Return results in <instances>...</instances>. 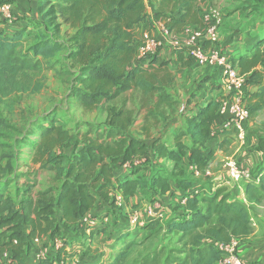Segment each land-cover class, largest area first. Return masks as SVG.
<instances>
[{"label": "trees", "instance_id": "obj_1", "mask_svg": "<svg viewBox=\"0 0 264 264\" xmlns=\"http://www.w3.org/2000/svg\"><path fill=\"white\" fill-rule=\"evenodd\" d=\"M5 1L14 3L0 0V4ZM156 1L158 5L147 0H44L39 6V20L23 19L22 24L11 29L0 28V136L30 145L35 150L34 161L42 167H51L58 183L55 189L38 191L36 195L30 193L31 187L26 198L15 202L8 196L11 182H0V255L9 251L11 264H23L35 238L46 247L60 238L55 252L40 257L36 264L66 263L73 241L65 234L71 231L73 239H92L96 232L88 233L90 224L86 215L99 201H105L110 211L120 216L122 207L116 204V193L122 194L124 202L148 188L167 195L172 194V183L187 191L185 206L181 212H175L180 208L176 206L165 220L148 218L143 230L176 232L183 248L167 253L161 248L135 264H220L224 257L220 243L234 238L241 242L254 232L247 202L260 204L264 200V160L251 170L253 178L244 182V198L228 186L202 196L200 184L187 175L181 164L188 156L199 170L208 168L214 152L207 151L206 144L214 127L222 121L219 100L209 98L188 114L186 127L177 128L173 143L162 142V137L143 140L129 136L136 113L125 105L112 107L105 125H91L83 131L64 127L57 115L50 113L44 122L33 124L36 130L28 129V136L4 114L3 103L9 108L10 100L18 102L25 94L41 92L46 86V73L51 69L69 83L70 95L89 111L132 89L140 91L144 98L155 96L158 106L175 109L179 100L163 92L166 76H157L158 69L152 70L158 53L139 57L138 38L133 29L151 15L165 21V27L172 33L184 32L191 24L203 27L204 13L199 4L206 0ZM252 2L253 7L249 8L253 12L254 7H264V0ZM14 14L19 21V12ZM260 18L264 19V15ZM254 34L257 40L250 51L230 57L240 74L247 77L243 89L250 119L264 110V24ZM60 52L65 56L63 69L51 61ZM176 52L187 53L183 48H176ZM253 85L255 89L248 92ZM233 130H222L219 134ZM61 147L68 149L67 158L55 154ZM256 149L264 153V134L259 137ZM15 155L12 147L8 165L3 167L0 163L1 174L14 171ZM145 156L149 162L138 165ZM152 159L173 161L172 175L150 172ZM124 165L128 174L117 176V168ZM145 167L151 177L142 174ZM194 190L197 193H192ZM121 238L122 245L108 264H128L140 243L137 236L126 233Z\"/></svg>", "mask_w": 264, "mask_h": 264}, {"label": "rangeland", "instance_id": "obj_2", "mask_svg": "<svg viewBox=\"0 0 264 264\" xmlns=\"http://www.w3.org/2000/svg\"><path fill=\"white\" fill-rule=\"evenodd\" d=\"M252 3L253 2L251 0H211L209 7L218 8L223 13L224 19L226 18V16L231 15L233 18L230 23L234 24L235 28L233 29L235 30L236 28L241 26L242 22H249L250 19H255L258 21L261 19L260 15H264V7H262V9L259 7H254L253 12V8H249V6L253 7ZM13 7L15 11H17L16 5L14 3ZM226 12L228 13V15ZM223 22H225V20H223ZM246 29L247 23L242 29L239 28L240 31L237 33V35L242 34ZM252 34L254 35V33ZM64 60V52H60L51 61L56 62L57 68L63 69L64 67L62 63ZM201 66L202 65H200V68H184L185 70H180L179 64H177L178 71H176L175 74L176 80L174 82L173 89L175 90L177 95V97L174 96V98H178V100H180V103L175 109H172L168 106H158V98H155V96L149 95L147 98H144L140 92L134 91L130 92L123 98L120 97L112 102L104 103L97 110L89 111L81 106L77 102V100L70 95L69 83L57 77L55 69L47 71L46 86L41 92L25 94L18 102H12L10 100L9 108H6L5 103H3L2 106L3 108H5L4 114L10 119L11 123L24 131L26 136H28V129H37L36 127L33 128L34 123L37 124L44 122V118L50 113H55L58 117L59 123H61L64 127L72 128L75 131H83L91 125H105L109 110L112 107H120L123 105L131 108L136 113V115L138 116V121L144 119L145 122L143 124H147V126L151 129H158L160 127L163 128L165 123H169L170 126L168 125V128H171V125L173 126L176 123H180L183 115V105L186 106L191 104L190 99L187 98V94L191 92L194 96V91L205 88V86L208 90L210 89L209 93L215 92L216 94H220L219 89L221 88V84L217 83V81L212 80V77H214L215 73H212L214 74L213 76L205 75L199 77L201 76L202 72L205 71L204 69H201ZM210 66L212 65L202 66L203 68L209 69L208 74H210ZM156 72L157 76L162 77L164 75V73L160 70ZM189 73H191V76L188 75ZM169 90L170 89L164 90L163 92L166 93ZM186 90H189V92H185ZM149 112L152 113L149 114ZM250 120L251 123H246V128L249 126L254 128L256 132L264 131V110L259 112L257 116L251 118ZM174 128L175 129H173V132L177 133V127ZM247 133L244 140L247 139ZM171 136L173 135L171 134ZM31 137L35 138L34 135H31ZM240 142V138L235 139V141L227 145L225 142H223L221 145V155H219L217 163L213 167H209L211 174H207L204 172L206 175H204L203 177L196 176L193 178L196 183L200 184V189H202L200 190V192L202 196H205L208 193V190H211L213 185L223 182L228 187H233V191L238 196L244 198V182L247 180L242 179L240 180L241 182H235L231 180L224 168L225 160L231 157L230 155L233 153L235 147L237 148V146H239ZM11 146L16 150L15 158L12 160L14 171L12 173L9 172L6 174H1L0 172V182L5 180H9L11 182L8 196L12 197L15 202H19L20 200H22V198L24 199L25 196H27L28 190H30L31 187L32 189L30 192L34 195H36L40 190H44L46 188L55 189L57 187L58 183L54 179V171L51 169V167H42L41 163L34 161L33 158L35 150L31 148L30 145H28L27 143L18 144L14 142V140H8L0 136V163L3 167L7 166L10 162L9 155L10 151L12 150ZM55 154L58 156H62L63 158H67L68 149L61 147L55 151ZM236 159L240 162L242 161L239 158ZM147 162H149V160L147 156H145L144 158H141L137 164L143 165ZM149 166L151 170L148 167L142 168V174H145V170L147 169H149L150 172H161L164 174H168L169 176L174 172V162L167 159L163 160L162 162H150ZM251 170L253 171L254 169L252 168ZM149 171H147L148 176L150 175ZM189 172L192 171L189 170L187 172V175L192 176ZM212 177L219 178L212 180ZM237 185H239L240 188H238ZM141 194L143 195V197L140 204L137 205L136 208H132L128 212H125L123 209V203L121 211L119 213L120 216H118L116 212L112 213L113 219L116 220V223L120 219H122L123 216H127V219L131 222V218L135 213L140 212L141 210H143V208H145L146 205L150 204L162 207L163 212V203L159 201L160 198L158 193L153 192L148 188L142 191ZM260 204L264 205V200ZM262 210H264V208ZM134 227L138 230L136 236L140 243L136 246L135 251L129 259L128 264H135L144 255L158 251L161 248H165L166 253L170 250H181L183 248V244L180 242V235L176 232L167 233L164 230L159 229L143 230V223L134 224ZM116 232L117 231L114 230H112L111 232H106V239H103L101 242L103 243L105 242V240H107L105 243L106 245H102L101 249L93 247V241H95L94 239L88 238L84 240L82 242L84 244V253L83 255L78 256L75 261L82 262L85 257H90L91 255L98 253L102 249L103 251L101 252V256L109 253L111 259L114 258L115 254L111 250H114V248L119 244L118 239H115ZM99 240L100 238L97 239V241ZM51 243L52 245H48V247L53 246L54 244L56 245L57 243L59 245L60 238L52 241ZM45 249L46 246L43 244V242L38 243V245L35 246L31 250V252L26 255L23 264H36V260L44 256L42 253L45 251ZM102 258L103 263L100 264L109 262L107 261L108 258L106 259L105 256H103ZM7 264H11V262Z\"/></svg>", "mask_w": 264, "mask_h": 264}, {"label": "crops", "instance_id": "obj_3", "mask_svg": "<svg viewBox=\"0 0 264 264\" xmlns=\"http://www.w3.org/2000/svg\"><path fill=\"white\" fill-rule=\"evenodd\" d=\"M14 4L16 5V10L19 12V15L21 16L20 20L14 22L6 21V23H1L0 28L4 29H11L16 25H20L23 23V19L25 20H39L40 14H39V6L44 0H13ZM148 2H151L152 4L158 5L159 2L156 0H147ZM252 1V0H251ZM211 0H206L204 2H201L199 4V7L202 10V13H204L207 8L210 6ZM227 13V12H226ZM228 15V13H227ZM232 16H226L224 19L225 22L221 25L219 29V42L218 46L220 49L226 53L229 57H232L234 55H238L239 53H245L247 51H250L253 47V44L256 42L257 38L255 37V34L257 30H260L261 27L264 24V19L255 20L250 19L249 22H242L241 26H237L235 30L233 28L234 24H231ZM247 23V29L243 31L242 34L237 35V33L242 29ZM202 24V23H201ZM195 24H191L190 26H194ZM240 25V24H239ZM164 28H165V21L156 19L153 15L149 18L148 21L140 23L134 27V33L136 34L138 38V46H140L148 37L150 38H160L164 41V46L159 50L157 55V60L153 64L152 70L158 69L164 73L163 76H166L165 79H163V86L165 87V90L170 89L166 93H170L173 96H176V92L173 89L174 82L176 80V71L177 64H179L180 70L189 69V68H200V65L194 62L192 59H190L185 52H176V45L175 40H180L184 33L182 31L178 33H171L169 36L164 34ZM230 33V34H229ZM191 65V66H189ZM207 67V66H204ZM184 69V70H185ZM201 69H204L205 71L202 72L201 76L205 75H211L213 81H217V83L221 84V88L219 89L220 94H216L215 92H210L205 86V88L198 89L195 92V95L193 96L190 92L187 94V98L190 99L191 104L186 105L182 107V119L180 120V123H176L173 126L171 125V128H168L169 123H165L163 128H149L147 124H143L145 122L144 119H141V121H138V116L136 115V119L130 130L128 131V135L131 137H138L143 140H147L148 138H158L162 137V142L167 143H173L174 141V135L176 132H173L174 127H186V116L188 114H191L194 112V109L202 104H204L209 98H214L219 101L224 100H233L234 95L227 92L222 87L223 82V74L221 70L218 67L210 66V74H208L209 69L203 68L201 66ZM188 75L191 76V73ZM188 78V77H187ZM206 85V84H205ZM197 87V86H195ZM255 87L249 86L247 91H253ZM208 90V91H207ZM214 90V89H213ZM140 92L138 90L132 89L129 90L123 94H121L120 97H125L130 92ZM216 91V90H215ZM185 92H189V90H186ZM141 93V92H140ZM184 95V93H183ZM246 95V93H245ZM178 100V98H176ZM117 98V99H118ZM181 98V97H180ZM180 102V100H179ZM165 121V120H164ZM251 123V120L248 121V124ZM139 125V126H138ZM146 128V130L144 129ZM176 128V129H177ZM247 139L241 140L239 143V146L237 148L235 147L233 153L230 155L231 157L239 158L243 161L245 164L244 166L249 168H255L260 162L264 160V153L259 152L256 147L258 143V139L260 136L264 134L263 132H256V130L252 127H247ZM173 132V133H172ZM222 132V130L218 129V125L214 127L213 136L210 138V140L206 144V150H212L214 152V155L210 161L209 167H213L217 160L219 159L220 152L222 151V147L220 148V144L223 142L227 144H231L235 139L238 138L236 130L233 131H226V135L219 134ZM171 134L173 136H171ZM224 143V144H225ZM218 157V158H217ZM165 159H152L153 162H162ZM181 164L184 165L185 170L188 172L191 170V177L194 178L196 176L203 177L206 175L205 170H199L196 171L194 169V166L191 164L189 157H185ZM148 171V170H147ZM147 171H145V174H147ZM205 172V173H204ZM128 174V167L126 165L119 166L116 170L117 176H122ZM152 174V173H151ZM151 174L149 177H151ZM211 174V173H210ZM216 174V173H214ZM213 174V175H214ZM211 178V177H210ZM219 177H212V180H215ZM196 185V183H194ZM226 184L223 182L217 183L212 186L211 190H208L207 194L212 193L215 191L218 187L225 186ZM227 187V185L225 186ZM230 188V187H229ZM51 188H46L44 190H48ZM233 190V187L230 188ZM42 191V190H40ZM31 193V192H30ZM120 192L116 193L119 194ZM34 195V194H32ZM187 195V191H185L183 188L178 187L177 184L172 183V194L167 195H160L159 194V201L163 203V213L162 218L165 220L170 214L174 212L173 208H176V206L180 207L175 210V212H181L183 207L185 206V197ZM143 195L141 192L132 197L129 201H125L123 205V209L125 212H128L132 208H136L137 205L140 204L141 199ZM26 198V196H25ZM23 199V198H22ZM247 205L250 208L251 215L254 220V232L246 239L240 242V252L243 255L246 264H264V205L261 204H252L247 202ZM108 204L105 201H99L97 203V206L94 210L90 211L87 215V217H90V229L88 230V233L91 231H95L93 238L95 241H93V247H96L98 249H101L102 245L106 243H101L103 239H106V232H111L112 230L117 231L115 235V239H118V245L114 248V250H111L116 254L117 249L122 245V238L121 235L129 234L130 236H136L138 230L134 227V224H132L128 219L127 216H123L122 219H120L117 223L116 220L113 219L112 212L108 208ZM256 218V220H255ZM146 221V220H145ZM144 221V222H145ZM64 235V234H63ZM66 238L69 241H73L69 245V252L71 254L70 258L66 261L64 264H100L103 263V256L108 260L111 261V257L109 256V253L106 255L104 254L101 256V251H99L96 254L91 255L90 257H85L82 262L75 261L78 256L83 255L84 253V244L82 243L85 239L83 237L80 238H72V232L68 231L67 234H65ZM100 238L99 241L97 239ZM122 240H121V239ZM38 244H34V247ZM49 245H52L50 243ZM106 245V244H105ZM33 247V248H34ZM59 247L58 243L53 246L46 247L45 251L42 253L44 256H49L55 250ZM32 248V249H33ZM83 249V251H82ZM31 252V251H30ZM39 259V258H38ZM38 259L35 263H37ZM111 259V260H110ZM108 262V263H109ZM105 264H108L107 262H104Z\"/></svg>", "mask_w": 264, "mask_h": 264}, {"label": "built area", "instance_id": "obj_4", "mask_svg": "<svg viewBox=\"0 0 264 264\" xmlns=\"http://www.w3.org/2000/svg\"><path fill=\"white\" fill-rule=\"evenodd\" d=\"M15 9L13 3L5 1L0 4V23L3 21L12 22L15 20ZM224 20L223 13L216 7H209L204 12L203 27L187 26L184 30V36L180 40H175L176 48H183L187 55L192 57L199 65H212L220 68L223 74L222 87L227 92L234 95L233 100L222 101L219 114L222 121L218 124L219 130L235 129L238 138L244 140L246 137L245 122L249 119L250 113L245 102V92L243 89L246 76L240 74L239 70L233 65L230 57L224 53L218 46L219 29ZM164 34L169 36L172 32L168 28H164ZM164 46V41L160 38L146 39L138 48V56H154ZM225 171L228 177L235 181L249 180L252 178L251 169L244 166V163L236 158L229 157L224 163ZM196 171L199 169L194 166ZM210 174V170H205ZM240 188L239 185H237ZM192 193H197L194 190ZM115 201L119 207H122L124 198L122 194H115ZM160 208V209H159ZM161 211V212H160ZM162 207L150 204L146 205L143 210L132 216V224H142L148 218L162 217ZM90 221V217L86 218ZM42 241L39 238L34 239V243L38 244ZM60 245V244H59ZM219 247L224 251V257L220 264H246L243 255L240 252V240L234 238L230 242L220 243ZM11 262V253L5 251L0 255V264Z\"/></svg>", "mask_w": 264, "mask_h": 264}]
</instances>
